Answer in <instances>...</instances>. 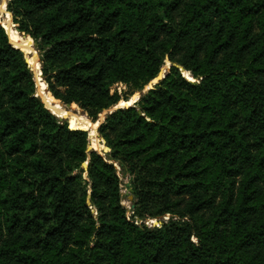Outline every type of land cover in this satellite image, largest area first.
I'll use <instances>...</instances> for the list:
<instances>
[{
	"label": "trees",
	"instance_id": "16d2710c",
	"mask_svg": "<svg viewBox=\"0 0 264 264\" xmlns=\"http://www.w3.org/2000/svg\"><path fill=\"white\" fill-rule=\"evenodd\" d=\"M8 10L56 101L95 124L140 97L99 126L109 151L89 152V132L47 108L0 20V264H264V0Z\"/></svg>",
	"mask_w": 264,
	"mask_h": 264
},
{
	"label": "rangeland",
	"instance_id": "374dc122",
	"mask_svg": "<svg viewBox=\"0 0 264 264\" xmlns=\"http://www.w3.org/2000/svg\"><path fill=\"white\" fill-rule=\"evenodd\" d=\"M9 2H10V0H3V2H2V5H1V14H0V20H1V24L3 25V23H4V25L6 26V28H7V31H8V34H9V36H10V39L12 40V42L14 43H17L16 41H15V31L16 32H18L17 30H16V27H18V25L16 24V27L13 25V23H7V21H8V19H9V17L6 15L7 13L8 14H10V17L12 18V22H14V19H13V16H12V14L10 13V12H8L9 10H8V6H9ZM6 9H7V13H6ZM11 25V26H10ZM5 28V27H4ZM18 34H20L19 32H18ZM25 34V33H24ZM25 36H28V35H26L25 34ZM30 37V36H29ZM22 49H24L27 53H28V58H29V62H30V64L34 67V70H35V77H36V81H38L39 82V88H40V91L42 92V84H46V83H43L44 81L42 80V76H41V66H40V64H41V54H40V52L37 50L36 51V49L34 48V44H33V47L31 48V49H26V48H24V47H22ZM38 55H39V57H38ZM40 58V61L38 60ZM170 66H171V63L169 62V61H167L166 63H165V65H164V67H163V69H162V72L161 73H163L164 75L166 74V72H167V70L170 68ZM184 73V72H183ZM187 74H189L188 72H187ZM185 75V74H184ZM190 75V74H189ZM37 84V83H36ZM47 85V84H46ZM38 86H37V93H38ZM147 89H148V87H147ZM47 90H48V87H47ZM115 90H118L119 91V93H123V92H126V91H128V87L126 86V85H124V84H119V85H116V86H114L113 87V89H112V92H114ZM48 93H50V92H48ZM39 95V94H38ZM140 97V92H138V93H136L134 96H132L131 98H130V101H127V103H125L126 101H124V100H122V101H120V103L118 104V105H116V106H114V107H111L110 109H108V110H104L102 113H100V115H99V119H98V121H97V123L95 122V124H93L92 123V120L87 116V114L77 105V107L75 108V110H74V112H72L71 111V108H72V106H71V108H69L67 105H64L62 102H60L59 100V102L61 103V105L64 107V108H66V109H68V111L66 112V114H67V117H68V119H73L80 127H83V128H85V129H88V132H89V134H90V131H95V133H96V135H97V129H96V125H100V122H102V121H104L105 120V118L107 117V115L110 113V112H112V111H114L116 108H119V107H127L128 105H131L132 103H134V101L135 100H137L138 98ZM42 98H43V94H42ZM44 99V98H43ZM47 103V102H46ZM50 106V105H49ZM50 108H51V110L55 113V114H57L56 113V111L57 110H54L53 109V106H50ZM79 111V112H78ZM74 113H79V114H82L83 116H86V120H85V122H80V121H78V120H75L74 119V117H73V114ZM59 116V115H58ZM60 117H63V118H65V115H62V116H60ZM65 120H67V119H65ZM68 122H69V120H67ZM70 124V123H69ZM78 127V126H77ZM100 139V143H101V148H99V149H96L98 152H100L101 154H104V149L106 150L108 147H107V144H106V141L104 140V139H102L100 136H98ZM91 139V138H90ZM91 143L92 144H94V146L95 147H98L99 146V142H97V139L96 140H91ZM120 170V169H119ZM121 179H122V183H123V185H122V194H123V196H124V201H123V203H124V205L127 207V209H128V213L129 214H131L132 213V211H131V209H132V203H131V201H130V199H129V195H130V192H129V190H128V188H127V184L128 183H131V176L130 175H127V176H123V175H121ZM169 217H167V219H168ZM160 220L161 219H158V218H156V219H152V220H149L148 221V223L150 224V223H153V225L154 224H159L160 223ZM163 220H165V219H163Z\"/></svg>",
	"mask_w": 264,
	"mask_h": 264
},
{
	"label": "bare ground",
	"instance_id": "6f19581e",
	"mask_svg": "<svg viewBox=\"0 0 264 264\" xmlns=\"http://www.w3.org/2000/svg\"><path fill=\"white\" fill-rule=\"evenodd\" d=\"M7 23H12V21L10 20V19H8V21H7ZM11 26V25H10ZM4 27H5V29L7 30V28H6V26L4 25ZM8 32V31H7ZM15 33V41L17 42V43H13L12 42V40H11V42L16 46V47H19L20 49H22V47H24V48H26V49H31L32 47H33V44H34V42H33V40H32V38H30V37H24L21 33L20 34H18V32H14ZM10 37V36H9ZM27 55H28V53L24 50V49H22ZM38 57H39V55H38ZM39 61H40V58L38 59ZM35 80H36V77H35ZM36 83H37V86L39 85V82L38 81H36ZM43 83H45V82H43ZM42 92L40 91V88H39V86H38V94H39V96L40 97H42V94H43V100H44V102H45V104L46 105H50V106H53V109L54 110H57L56 111V115H59V117L60 116H62V115H65V118H67L68 119V117H67V114H66V112L68 111V109H66V108H64L62 105H61V103L59 102V101H56V99L53 97V96H51L49 93H48V91H47V85L46 84H42ZM47 102V103H46ZM47 106V107H48ZM49 106V107H50ZM48 107V108H49ZM77 107V105L76 104H73L72 105V108H71V111L72 112H74V110H75V108ZM50 109V108H49ZM52 111V110H51ZM53 112V111H52ZM79 112V111H78ZM54 113V112H53ZM55 114V113H54ZM73 117H74V119L75 120H78V121H80V122H85V120H86V116H83L82 114H77V113H74L73 114ZM69 121H70V124H74L75 126H78L80 129H85V128H83V127H80L73 119H68ZM96 129H98V125H96ZM85 130H88V129H85ZM89 138H91L90 139V145L94 148V149H99V148H101V143H100V138L98 137V133H97V135H96V133H95V131H90V137ZM97 139V142H99V146L98 147H95L94 146V144H92L91 143V140H96Z\"/></svg>",
	"mask_w": 264,
	"mask_h": 264
},
{
	"label": "water",
	"instance_id": "95a60500",
	"mask_svg": "<svg viewBox=\"0 0 264 264\" xmlns=\"http://www.w3.org/2000/svg\"><path fill=\"white\" fill-rule=\"evenodd\" d=\"M2 2H3V0H1V5H2ZM13 24H14V26L16 27V24L13 22ZM3 26V25H2ZM4 27V26H3ZM16 30L19 32V33H21L20 32V30L18 29V27H16ZM7 32V31H6ZM7 34H8V32H7ZM24 37H29V36H25V34L24 33H21ZM9 35V34H8ZM31 38V37H30ZM33 40V39H32ZM33 42H34V40H33ZM10 43L15 47V48H17V49H19V50H21L23 53H24V51L22 50V49H20L19 47H16L12 42H11V40H10ZM37 47H38V44L36 43V42H34V48L36 49V51H37ZM25 54V53H24ZM26 62H27V60H26ZM32 70V69H31ZM181 70H182V72H183V70L184 69H182L181 68ZM32 72H33V74H34V71L32 70ZM184 74V73H183ZM34 77H35V75H34ZM163 78H165V75L163 74V73H161L158 77H157V79H156V81L154 82V83H157V82H159L160 80H162ZM42 80L44 81V76H43V73H42ZM190 80V79H189ZM190 81H192V80H190ZM153 86V84H150L149 86H148V89L149 88H151ZM48 91V90H47ZM49 92V91H48ZM38 94V93H37ZM39 96V95H38ZM42 98V97H41ZM43 100V99H42ZM43 102H44V100H43ZM137 102V100H135L134 101V103H132L131 105H129V106H127V107H130V106H133L135 103ZM45 103V102H44ZM46 105V104H45ZM47 106V105H46ZM69 108H71V106L72 105H67ZM48 108V107H47ZM119 108H124V107H119ZM49 109V108H48ZM117 109V108H116ZM51 110V109H50ZM54 114V113H53ZM54 115H56V114H54ZM60 120H65V119H67V118H63V117H59L58 115H56ZM68 120V119H67ZM105 120H106V118H105ZM104 120V121H105ZM104 121H102V122H100V125L104 122ZM69 123H70V121H69ZM99 125V126H100ZM99 126H98V128H99ZM70 127H71V125H70ZM72 128V127H71ZM81 130H85V129H81ZM85 131H88V130H85ZM97 133H98V136H99V132H98V129H97ZM92 150H95V151H97L96 149H94L91 145H89V147H88V151L89 152H91ZM104 151L105 152H108L109 151V149L107 148L106 150L104 149ZM117 168L118 169H120V167H118L117 166ZM127 188H128V190H129V192H130V195L128 196L129 197V199H130V201H131V203L133 202V200H134V197H133V195H131V192H132V188H131V183H128L127 184ZM88 204H90V195H89V197H88ZM134 206H133V204H132V208H133ZM132 214V213H131ZM131 214H129L128 213V216H130ZM167 217H169L167 220H169L170 219V215H168ZM161 224H162V222L160 221V223L159 224H154V226H161Z\"/></svg>",
	"mask_w": 264,
	"mask_h": 264
},
{
	"label": "built area",
	"instance_id": "2783aa9c",
	"mask_svg": "<svg viewBox=\"0 0 264 264\" xmlns=\"http://www.w3.org/2000/svg\"><path fill=\"white\" fill-rule=\"evenodd\" d=\"M164 219H165V221H167V216H166ZM147 224H148L149 226H154L153 223H150V224H149V223L147 222Z\"/></svg>",
	"mask_w": 264,
	"mask_h": 264
}]
</instances>
